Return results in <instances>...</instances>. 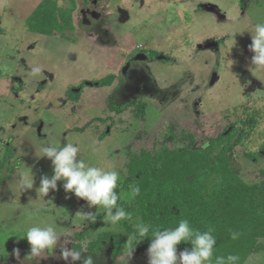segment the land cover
<instances>
[{"label": "rangeland", "instance_id": "rangeland-1", "mask_svg": "<svg viewBox=\"0 0 264 264\" xmlns=\"http://www.w3.org/2000/svg\"><path fill=\"white\" fill-rule=\"evenodd\" d=\"M43 1L0 0V159L7 152L6 142L13 149L10 170L0 173L7 176L0 184V254L20 251L19 260L13 256L0 264H20L23 251L30 248L20 237L48 213L63 244L77 242L73 236L82 230L88 231L85 240L103 231L127 240L120 225L111 226L104 213L66 193L63 181L44 198L37 192L40 177L53 174L51 161L40 157L45 143L79 142L86 162L115 167L125 178L130 156L149 150L169 123L178 131L193 132L203 143L227 125L237 127L239 120L252 118L254 126L245 129L231 162L245 182L256 180L264 168V75L252 70L250 34L233 33L247 29L250 19H264V0H247L243 7L239 0H95V6L93 0H72L71 27L59 15H53L56 25L37 22L40 17L34 12ZM55 4L57 10L72 8L70 0ZM83 8L100 18H89L90 26H83ZM56 26L59 30L53 29ZM137 50L160 51L167 63L132 68L142 78L121 82L119 71ZM106 75L114 76L110 86L84 88L78 102L64 95L83 80ZM151 89L158 93L151 95ZM139 102L145 110L136 117ZM258 151L256 160L246 157ZM28 168L34 185L20 192L18 181ZM89 211L97 212L95 223L78 215ZM59 250L57 246V256ZM110 251V245L103 244L99 255L82 254V259L126 264L125 252L111 261ZM41 264L66 262L49 258ZM127 264H148L147 252L136 246ZM244 264H264L263 239Z\"/></svg>", "mask_w": 264, "mask_h": 264}, {"label": "trees", "instance_id": "trees-1", "mask_svg": "<svg viewBox=\"0 0 264 264\" xmlns=\"http://www.w3.org/2000/svg\"><path fill=\"white\" fill-rule=\"evenodd\" d=\"M246 1L239 0L240 6L243 7ZM55 2L44 0L40 3L34 12L36 17H40L37 22L56 25L57 18L53 15H59L65 18V23L69 21L70 25L66 24L71 27L73 1L70 0L72 8L68 11L57 10ZM53 29L59 30L58 26ZM152 55L157 53L152 52ZM113 79V75H107L96 82L99 86H110ZM80 92L68 90V99L78 102ZM144 110L145 104L139 102L135 116L141 117ZM237 124V127L227 125L216 136L206 137L202 139L205 142L200 143L201 137L186 130L178 131L174 123H169L154 139L149 150L141 149L131 155L126 164V176L122 179L125 189L133 179L139 181L141 194L134 200L121 196V206L134 214L132 221L120 223L123 231L129 233L133 224L139 221L156 228L173 226L187 218L194 228L201 231L210 226L215 229V255L235 254L240 257L239 264H244L252 252L258 251L260 240H264V168L258 171L252 183L245 182L234 169L231 153L240 144L245 129L254 126V121L246 118ZM105 135L103 133L102 137ZM12 154V150L7 149L3 161H0V173L9 169L7 164ZM259 155L260 151L247 153L246 157L256 160ZM6 177H0V184L7 180ZM230 229L240 233L238 239H230ZM87 232L75 233L73 238L77 242L63 244L60 241L58 246L82 248L85 250H81V254L99 255L102 245L109 244L111 261L123 256L126 240L121 234L103 231L95 239L85 240ZM149 244L150 240L146 238L137 245V249L147 252ZM185 248H190V245H178V252ZM29 251L30 248L23 254L27 255ZM13 256L12 251L0 254V262L6 263Z\"/></svg>", "mask_w": 264, "mask_h": 264}, {"label": "clouds", "instance_id": "clouds-1", "mask_svg": "<svg viewBox=\"0 0 264 264\" xmlns=\"http://www.w3.org/2000/svg\"><path fill=\"white\" fill-rule=\"evenodd\" d=\"M245 32L251 37L248 50L252 53L250 58L251 65L254 66L252 70L259 75H264V19H250L248 28L234 31L233 37ZM229 63L232 65L234 61L228 60L227 64ZM39 151L41 158L51 161L53 170L50 177L48 175L40 177L37 192L43 198L50 191L57 190L58 181H63L62 186L66 193H71L85 201L89 208L95 207L97 211L104 213L103 217L111 226L120 225L122 221L133 220V212L127 211L119 201L122 195L133 200L140 196L139 181L133 179L125 189L124 181L115 167L86 162L81 158L82 146L76 141L63 144L57 141L45 143L41 145ZM33 185L34 177L31 169L28 168V172L19 179L18 188L22 192L32 189ZM96 213L89 211L80 212L78 215L85 222L95 223ZM214 231L215 229L211 226L205 231L194 228L187 218L169 227L153 228L150 223L136 222L132 230L127 233L126 264L135 247L146 238L150 240L147 249L148 264H239L238 255H215L217 238L213 234ZM229 234L231 240H236L240 236L238 231L231 229ZM61 236L57 231V224L52 218V213L46 216L41 215L40 219L29 226L20 237L26 238L30 246L29 253L20 260V264H41V261L49 258L63 260L66 264H76L78 261H81V264H95L92 256L82 259L81 250H85L82 248L78 250V248H67L61 245L57 256L56 249ZM182 243L190 245V248L178 252V245ZM13 255L19 260V249H14Z\"/></svg>", "mask_w": 264, "mask_h": 264}, {"label": "flooded vegetation", "instance_id": "flooded-vegetation-1", "mask_svg": "<svg viewBox=\"0 0 264 264\" xmlns=\"http://www.w3.org/2000/svg\"><path fill=\"white\" fill-rule=\"evenodd\" d=\"M91 5L95 6L96 5V1L95 0L91 1ZM80 14L82 16L81 23L85 27H88L91 24L89 18L93 19L94 21H97L100 18V14L99 13H97L96 11H94L92 9H88V8L81 9L80 10ZM152 52H156L157 55L153 56ZM158 61H160L161 63H167V59H166L165 55L162 52H160V51H155V50H137V51L131 53L130 55L127 56L125 62L123 63V66L121 67V69L119 71V75L121 77L120 81L121 82H126V79H128V81L131 83V80L134 77L133 81L136 82L137 80H139L142 77H138L139 75H137V73L140 74V71L138 72V71L133 70V72H132V68L134 69V68H137L139 66H140L139 68H142V66H145L146 64L154 63V62H158ZM130 71L132 73H129ZM98 80H100V79H98ZM98 80H91V81L83 80V81H81V83L78 86L71 87V88L67 89L65 91L64 95L68 98V96H67V91L68 90H71L73 92L81 91L80 92V96H81L82 91H83L84 88H87V87H90V88H92V87H108V86H99L98 83L96 82ZM113 81H114V79H113ZM157 91H156V89H151V92H152L151 95H153V93L157 94L158 93ZM13 94H15L16 96L18 95L17 93H13ZM128 97H132V94L130 96H128ZM5 149H10L11 150V148L9 147V142L5 143ZM12 152H13V149H12ZM5 154L6 153L3 154V157L0 159V161H3V158H4ZM9 160H10V158L8 159V164H7L8 167H9V162H10ZM6 170H10V169H6Z\"/></svg>", "mask_w": 264, "mask_h": 264}]
</instances>
